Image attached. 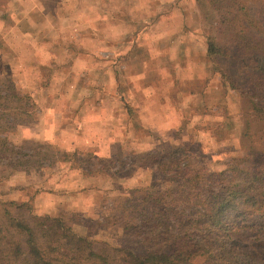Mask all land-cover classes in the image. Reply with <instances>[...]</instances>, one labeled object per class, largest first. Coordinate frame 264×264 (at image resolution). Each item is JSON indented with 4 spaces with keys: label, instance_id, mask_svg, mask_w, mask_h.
Wrapping results in <instances>:
<instances>
[{
    "label": "rangeland",
    "instance_id": "374dc122",
    "mask_svg": "<svg viewBox=\"0 0 264 264\" xmlns=\"http://www.w3.org/2000/svg\"><path fill=\"white\" fill-rule=\"evenodd\" d=\"M41 1L0 0V221L6 210L30 224L63 217L98 251L160 245L127 229L144 206L133 215L124 199L174 184L135 158L186 148V173L217 172L263 148V119L222 74L240 80L242 66L208 56L209 0ZM144 58L161 61L142 68ZM110 61H121L118 82ZM23 106L31 130L13 124Z\"/></svg>",
    "mask_w": 264,
    "mask_h": 264
},
{
    "label": "trees",
    "instance_id": "16d2710c",
    "mask_svg": "<svg viewBox=\"0 0 264 264\" xmlns=\"http://www.w3.org/2000/svg\"><path fill=\"white\" fill-rule=\"evenodd\" d=\"M209 3L217 16L206 31L208 56L214 64L217 56L240 63V80L230 71H223V77L232 89L251 99L254 116L264 121V0ZM28 112L27 106L21 107L13 124L31 121L22 118ZM0 142L7 149V139ZM191 153L179 147L135 158L136 164L157 169L174 184L147 191L143 198L124 199L136 202L137 206L125 207L134 208L133 215L144 206L141 227L127 229L144 230L160 245L150 244L143 251L138 243L98 251L63 217L35 216L30 224L6 210L0 221V264H194L197 258L209 264H264V147L252 148L224 170L197 169L188 174ZM25 162L30 158L19 156L12 164L28 170Z\"/></svg>",
    "mask_w": 264,
    "mask_h": 264
},
{
    "label": "crops",
    "instance_id": "0c3cea01",
    "mask_svg": "<svg viewBox=\"0 0 264 264\" xmlns=\"http://www.w3.org/2000/svg\"><path fill=\"white\" fill-rule=\"evenodd\" d=\"M15 1H16V0H15ZM18 1L23 2V3L27 2V0H18ZM29 1H32L33 3H41V2H42L41 0H29ZM41 4H42V3H41ZM110 22H111V23H113V22L117 23V27H118L119 20H118L117 18H115L114 16L111 17ZM148 30H150V28L144 29L143 32H146V31H148ZM122 60H125V58L122 59ZM125 61H126V60H125ZM148 61H149L148 59L144 58V59H142V60H139V61L137 62V64L140 63L139 65L142 66V68H143V67H147V68H148V67H152V66H151V65H152V62H153L154 65L156 64L157 66H159V63H160L161 60H157V62H156V61H152V62H149V63H148ZM120 62H121V61H113V62L110 61V63H115V64H116V65H115V64H111V66H110V68H111L112 70H114L113 67H115V70L112 72V75H111L112 80L115 81V82H118V81H119V80H118V75H119V74H118V72L116 71V69H117V67H118V63H120ZM127 63L130 64L129 61H128ZM132 64H133V65H137L136 62H133ZM159 68H160V67H159ZM144 73H146V75L149 76V74L152 75V74L154 73V71L152 72V70H151V71L146 70ZM131 77H132V76H131ZM130 80H131V79H130ZM130 80H129V81H130ZM21 127H22V129L24 128V130H31V128H32L31 126H28V125H24V126L22 125ZM32 130H33V129H32ZM37 138H38V137H37ZM17 173H19V172H17ZM20 173L23 174V173H22V170L20 171Z\"/></svg>",
    "mask_w": 264,
    "mask_h": 264
}]
</instances>
